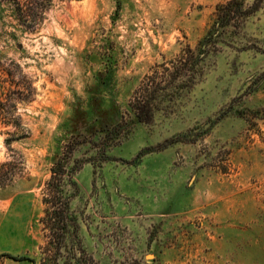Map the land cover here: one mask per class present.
I'll return each instance as SVG.
<instances>
[{
    "label": "rangeland",
    "instance_id": "1",
    "mask_svg": "<svg viewBox=\"0 0 264 264\" xmlns=\"http://www.w3.org/2000/svg\"><path fill=\"white\" fill-rule=\"evenodd\" d=\"M225 1L55 0L22 49L0 43L37 88L28 136L0 122V264H264V0L217 20ZM187 45L206 50L195 81L139 121L135 91ZM53 166L74 170L59 250Z\"/></svg>",
    "mask_w": 264,
    "mask_h": 264
},
{
    "label": "trees",
    "instance_id": "2",
    "mask_svg": "<svg viewBox=\"0 0 264 264\" xmlns=\"http://www.w3.org/2000/svg\"><path fill=\"white\" fill-rule=\"evenodd\" d=\"M55 0H0V43L6 49L18 47L23 48L20 42L16 39L21 32L36 31L45 18V12L53 5ZM245 0H226L217 6V20L225 14L237 11L244 5ZM216 20V21H217ZM215 24V23H214ZM216 28L220 24H215ZM212 31L206 38H210ZM206 40V39H205ZM14 43L13 45L11 43ZM201 43V42H200ZM199 43V44H200ZM208 43V40H207ZM204 47V46H203ZM201 48H192L187 45L183 48L178 56L171 60V66L162 65L164 71H168V76L171 79L165 84L155 82L156 78H161L164 75L159 74L160 71H155V74L149 76L151 80L146 84L141 93L135 91L133 99L129 102V107L133 111L135 117L141 122H150L158 109V104L166 98L168 89L182 88L187 83H193L199 74V65L201 58L206 53V50ZM37 88L34 85V79L27 74L24 67L12 57L3 53L0 54V122L7 126H12L16 129L18 138L28 136L30 129L26 126L23 116L20 113V105L31 101L36 95ZM12 138H6L5 143L10 150L12 149ZM63 166V164H62ZM64 167V166H63ZM74 170L66 172L61 170L58 172L53 166L51 168V178L46 183L47 194L43 198V202L47 205L45 215L41 218L43 228L48 230L46 237L57 238L58 242H52V245L59 250L66 239L70 229H77V224L71 219H68V201L65 205L59 208L55 205V200L63 198L62 190L58 189L59 183L66 179L65 175H72ZM58 178V179H57ZM65 199V198H64ZM67 212V213H66ZM49 245H44L43 250H50ZM47 254V252H43ZM13 259L23 260L31 259L27 256L10 255L1 253ZM47 257H43L42 264H48ZM33 261V260H32ZM34 262V261H33Z\"/></svg>",
    "mask_w": 264,
    "mask_h": 264
}]
</instances>
